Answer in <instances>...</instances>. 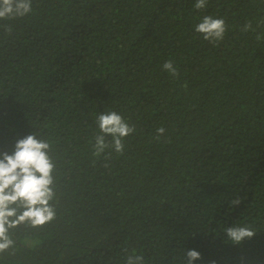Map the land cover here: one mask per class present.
I'll list each match as a JSON object with an SVG mask.
<instances>
[{"label":"trees","instance_id":"obj_1","mask_svg":"<svg viewBox=\"0 0 264 264\" xmlns=\"http://www.w3.org/2000/svg\"><path fill=\"white\" fill-rule=\"evenodd\" d=\"M195 3L32 0L0 19V154L30 134L50 143L56 211L10 229L0 264H125L133 249L145 264L191 249L194 264H264V0ZM205 15L228 25L215 46L195 31ZM110 111L136 132L96 156ZM234 225L256 234L235 245Z\"/></svg>","mask_w":264,"mask_h":264},{"label":"clouds","instance_id":"obj_2","mask_svg":"<svg viewBox=\"0 0 264 264\" xmlns=\"http://www.w3.org/2000/svg\"><path fill=\"white\" fill-rule=\"evenodd\" d=\"M209 0H196L195 8L203 10ZM32 11V0H0V19L23 17ZM264 25V20L257 28ZM251 21L245 23L243 32H256ZM228 30L224 18L205 15L195 26V31L202 34L206 41L214 46L223 41ZM10 31V29H9ZM257 41L264 40V32H257ZM163 70L171 76L178 77L179 72L174 61H166ZM97 123L100 130L95 137L94 155L100 156L110 146L119 154L125 150L124 139L136 132L130 124L116 111L98 115ZM166 129L161 126L156 129V140H160ZM106 136L112 137V143L106 141ZM50 143L39 139L35 134L19 139L12 154H0V253L6 251L13 240L9 230L21 223L28 222L33 227L44 226L55 219L56 211L50 203L55 197V182L53 172L55 164L49 155ZM240 199H233L232 206H239ZM22 209V211H21ZM227 238L235 245L255 236L251 225H234L224 229ZM187 264H194L201 259V253L195 249L186 252ZM125 264H145L142 253L133 249L127 256Z\"/></svg>","mask_w":264,"mask_h":264}]
</instances>
